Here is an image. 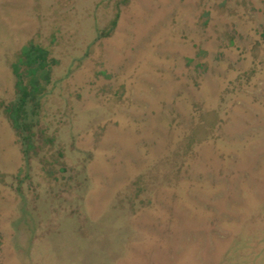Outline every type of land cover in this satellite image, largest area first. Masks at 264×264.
I'll list each match as a JSON object with an SVG mask.
<instances>
[{"label": "rangeland", "instance_id": "obj_1", "mask_svg": "<svg viewBox=\"0 0 264 264\" xmlns=\"http://www.w3.org/2000/svg\"><path fill=\"white\" fill-rule=\"evenodd\" d=\"M30 41L51 139L0 105V264H264V0H0V103Z\"/></svg>", "mask_w": 264, "mask_h": 264}, {"label": "trees", "instance_id": "obj_2", "mask_svg": "<svg viewBox=\"0 0 264 264\" xmlns=\"http://www.w3.org/2000/svg\"><path fill=\"white\" fill-rule=\"evenodd\" d=\"M118 18L117 11L109 26L102 29L103 35L111 33L118 24ZM56 62L42 44L34 41L22 45L12 61L15 96L9 102L2 101L0 105L20 136L21 149L26 159L39 155L44 143L51 139L45 133L46 127L39 129V134L35 126L52 83V69Z\"/></svg>", "mask_w": 264, "mask_h": 264}]
</instances>
